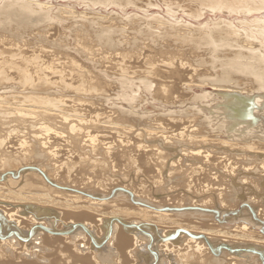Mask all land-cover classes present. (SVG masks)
Returning a JSON list of instances; mask_svg holds the SVG:
<instances>
[{
	"label": "bare ground",
	"instance_id": "1",
	"mask_svg": "<svg viewBox=\"0 0 264 264\" xmlns=\"http://www.w3.org/2000/svg\"><path fill=\"white\" fill-rule=\"evenodd\" d=\"M75 1L93 6L102 5L105 8L107 5L124 9L129 5L131 8H138L135 4L139 6L136 3L138 0ZM195 1L205 2L209 7L207 9L212 11H221L225 5L230 9L225 10L228 14V11L243 9L244 6H249V13L250 7L259 5L263 0ZM179 3L181 2L178 1ZM247 3L248 6L244 5ZM165 4L167 6L168 2ZM52 7L39 0H0V15L9 22L7 28L3 29L4 33L0 30V108H3L4 118L7 119H0V264H12L18 259L31 261L33 256H29L32 255L30 251L29 255L25 253L28 244L24 242L25 245L20 237L30 234V230L33 231L34 228L45 229L48 225L59 233L63 232L64 238L58 237L54 240L66 241L59 259L61 264H145L147 260L152 263L149 260L152 246L144 244L147 240L141 243L145 238L155 241L153 245L156 248V243L161 242L157 251L160 262L157 264H249L248 261L237 260L232 254L230 255L233 258L216 259L212 256L213 248L210 247L216 245V241L225 243L227 238L246 240L245 243L249 240V247H260V243H264V236L254 235L250 228L254 221L247 212L240 218L242 223L235 226L233 231L226 230V226L214 221L215 216L212 213L164 210L166 207L177 210L183 204L176 205L173 202V206L164 205V193L162 197L159 196L160 200L151 203L150 198L146 199L144 187H140L144 193L125 188L128 183L124 178L128 173L126 176L122 174L124 178L120 174L123 168L131 169L137 176L142 174L141 177L147 180L145 184L148 183L157 192L165 189L164 182L167 181V185L171 179L177 181L178 186L174 187L189 188L188 191L196 189V193L193 191L196 194L194 197L198 195L197 191H201L197 196L200 204L188 201L192 207L199 206L198 208L205 211L211 209L217 213L225 212L215 207H218L217 203L232 199H229L230 191L235 188L238 192L237 184L245 189L249 184L253 187V183L262 180L263 177L256 179L255 176L264 172V94L261 95L264 73H260L264 69V49L260 47L264 43V19H261L262 23H255L254 26L260 36L255 41L246 40L247 47L241 45L248 52L242 51L243 49L239 52L235 50L232 57L227 59L233 60L232 70L208 72L209 67L203 65L207 70L203 69L206 72H201L203 60L197 48L202 45H199L201 42L198 40L212 44L216 40L233 41L232 36H236V40L241 39L242 32L231 27L229 23L232 22L223 20L224 26L219 27L218 22L213 24L211 21V28L208 26L204 32V28L200 30L198 27L196 30V26L194 28L190 25L194 29H183L182 32L179 30L182 23H172L165 19L161 25L154 27L145 23L150 21L149 18L144 22L143 16L137 15L140 20H136L133 18L135 14H131L133 25L129 28L126 21L129 22L131 15L126 16L129 17L128 20L119 16L118 22L115 19L118 14L116 17L109 15L111 18L102 14L92 18L88 15L83 17V12L81 17L75 16L78 13L71 7H60L57 11ZM183 8L186 10V7ZM263 10L264 8L259 12ZM199 11L196 12L200 19L204 14L201 13L203 10L200 14ZM242 11L238 13L241 14ZM14 12L25 17L13 20L17 16ZM189 13L188 16H194ZM108 18L112 21L104 22ZM159 18L161 22L164 19L161 16ZM53 20L59 21L56 25H65L67 22V28L74 32L73 47L70 50L69 45L61 46L56 40H49L48 33L50 26H54ZM99 20H104V23ZM152 21L154 23L155 20ZM242 22L239 23L242 26L247 23ZM124 23L128 26H119ZM184 25L187 28V24ZM247 25L252 27L249 23ZM5 31L8 32L7 35ZM128 31L141 36V43L130 38ZM99 40L103 43H97ZM255 42L260 45L259 48H255ZM188 56L194 58L193 63L185 61ZM139 59L146 68L135 69L130 66L131 62ZM140 85L143 88L138 87ZM139 90H143L144 94ZM190 90L202 92L200 95H191L193 100L198 101L195 105L197 112L187 113L183 109L186 112L183 115L181 109H172L179 104L177 101L183 99L181 95H189ZM164 112L167 114L164 115ZM179 113L181 116H178ZM221 135L227 138H222ZM216 145L227 146L229 150L239 152H233L234 155L231 151L226 152L228 149L218 152ZM179 148L181 149L178 150ZM181 150L183 153L179 155ZM174 156H178L177 160L171 158L169 163V157ZM163 158H168L169 164L163 162ZM75 163L79 164L83 173ZM117 171H121L118 174L121 178L113 176ZM107 174L116 179L112 178L114 181H111ZM163 175L166 176L165 179ZM134 179L136 180L135 177ZM138 180L136 181L140 183ZM121 184L125 185L122 187L127 191L126 194L116 192L113 194L114 198H109ZM187 190L185 193L191 192ZM155 192L153 193L156 194ZM232 194L237 195L236 192ZM188 196L190 197L189 194ZM212 198L217 202L208 207V202H214ZM260 199L263 201V198ZM246 200L243 203L250 205ZM134 202L142 205H135ZM233 206L235 209L236 205ZM250 207L255 209L251 205ZM178 218L192 220L193 223H200L202 227L196 228L199 232L194 227H177L176 222L180 221ZM43 220L46 222L43 223ZM166 220L173 221L167 224L174 227H167V230L161 227L164 234L161 237L157 228L158 222ZM208 221H212L210 228L207 227ZM98 227L108 242L102 248L89 246V254H83L84 251L80 249L81 242L86 241V237L91 240L92 237L98 238ZM180 230L194 237L184 233L176 237ZM68 231L72 233H67ZM196 236L203 239L199 241ZM14 238H17L16 241ZM228 242L226 243L230 244ZM238 244L242 243L237 242ZM110 246L115 247V252ZM87 250L88 248L85 251Z\"/></svg>",
	"mask_w": 264,
	"mask_h": 264
},
{
	"label": "rangeland",
	"instance_id": "2",
	"mask_svg": "<svg viewBox=\"0 0 264 264\" xmlns=\"http://www.w3.org/2000/svg\"><path fill=\"white\" fill-rule=\"evenodd\" d=\"M41 3H48L49 4V6H53L52 8H54L55 10L57 9H60V7H61V9H69L70 7L71 8H73L74 10H76L77 11V15H75V16H81L82 17V15L83 14H81V13H83L84 12V16L83 17H86L87 15L89 16V17H91L92 16V18L94 17H98L99 15H103V16H111V17H116L115 15H117L118 17L117 18H115V19H117V21H118V19H119V16L121 17V18H123L124 17V19L125 20H128L129 19V17H130V20H129V22H131V23H129L128 21H126V23H128L129 24V28H132V25H133V20L131 19L132 18V15L131 14H135L134 16H133V18L135 17L136 18V20L137 19H139L138 17H137V15H139V17H142L143 16V19H144V22H145V20H146V18L148 19L149 18V20H147V21H149V22H145L146 24H149L150 26L152 25V26H154V27H156V26H158V25H161V23H163V20H164V22H165V19L166 20H170L172 23H182L183 25L184 24H187V28H185V25L183 26H181V27H179V30H182V32L184 31V30H189V28H191L190 30H192V28H193V26H194V28H195V26L197 27V28H195L196 30L198 29V27L200 28V30H202L203 28H204V30H202L203 32L206 30L207 31V27L208 26H210V28H211V25H212V23L213 24H217V22H218V25H220L219 27H221V25H222V23H224L223 22V20L226 22H232V24L231 23H229V25H231V27H233V28H235V29H239L240 30V33L243 35H239V37H241V39L239 40H236V36H232L233 38H232V40L233 41H231V39H229V40H221V41H217L216 40V42L215 41H213V40H215V39H211L214 43H210L209 44V42H206V41H201V40H198V42L200 41L201 42V44H199V45H202L200 48H197V52H199V55H200V57L202 58H200L201 60H203V64H202V66L203 65H207L206 67L208 68L209 67V69H208V72H214V71H221V70H232V68L231 67H233L234 66V63H233V60H227V59H229V57H232V55L234 54L233 52H235V50L237 51V52H239V51H241L242 49V51H244V52H246L247 50L245 49L246 47H247V43H245V41L246 40H252V41H255V39L258 37V36H260V34L258 33V29L256 28V27H254L255 26V23H262V21L263 20H261V19H264V10L263 11H260L259 12V10L260 9H262V8H264V4H263V1L262 0H260V4L259 5H257V6H255V7H250V9H251V11L249 12L250 13V15H249V13H248V8H249V6H248V3L247 4H244V5H246V6H248V7H246L245 8V6L243 7V9H232L231 11H232V13H231V11H228L229 13H231V14H227V10H230V9H228V7L226 6L225 7V5H223V8H221L220 10L221 11H212V10H210V9H207V8H209L208 6H207V4H205V2H202V3H200L199 1H195V0H178L179 2H181V3H179L178 4V1H176V0H174L176 3H174L173 4V2H171L170 0H148V1H142V0H138V1H136V3H139V6H138V4L136 5L135 4V6H137L138 8H136V7H134V8H131V6L129 5V7H125L126 9H124V8H118V7H115V6H109V5H107V8H105L106 6H102V5H100V6H93V5H91V4H83V3H81L80 1H75V0H39ZM141 1V2H140ZM153 1V2H152ZM169 1L171 2L170 4H169ZM182 1H184V2H182ZM192 1V2H191ZM194 1H195V3H194ZM143 2V3H142ZM147 2H149L148 3V5L146 4ZM165 2L167 3L168 2V4H167V6H166V4H165ZM187 2V3H186ZM156 3V4H155ZM192 3V4H191ZM155 6H154V5ZM177 4V5H176ZM182 4V5H181ZM185 4V6H183ZM263 4V7L261 6ZM141 5H144V7L143 6H141ZM157 5V6H156ZM170 5V6H169ZM198 5V6H197ZM239 5V4H238ZM154 6V7H153ZM189 6V7H188ZM194 6V7H193ZM258 6H260V7H258ZM144 9H143V8ZM145 7H148V8H145ZM153 7V8H152ZM157 7H159V8H157ZM166 7H168L167 9H166ZM173 9H172V8ZM183 7H186V10H185V8H183ZM200 7V8H199ZM49 8V7H48ZM51 8V9H52ZM175 8V9H174ZM190 8V9H189ZM202 8V9H201ZM227 8V9H226ZM255 8H258V9H255V10H257V11H254V9ZM14 9V8H13ZM53 9V11H55ZM121 9V10H120ZM148 10L147 12H145L146 10ZM198 9V10H197ZM203 10V11H201V10ZM205 9V10H204ZM223 9V10H222ZM245 9H247V10H245ZM56 10V11H57ZM125 10V11H124ZM174 10V11H173ZM184 10V11H183ZM201 11V13L202 14H204L203 16H202V18H200L199 19V17L197 16V12L198 11ZM208 10H210V11H208ZM226 10V11H225ZM243 10V11H242ZM143 11V12H142ZM174 13H173V12ZM195 11V12H194ZM197 11V12H196ZM200 11H199V14H200ZM205 11V12H204ZM243 12V13H238V12ZM247 11V12H246ZM254 13H253V12ZM97 12V13H96ZM181 12V13H180ZM190 12V13H189ZM194 12V13H193ZM212 12H214V13H212ZM226 12V13H225ZM246 12V13H245ZM14 13H17V16L15 17V18H13V20H17L18 18H22L23 16L25 17V15H23V14H20L19 12H14ZM63 13V12H62ZM184 13V14H183ZM185 13H186V15H185ZM187 13H189V14H194V16L192 17V15L190 16H188L187 15ZM236 13V14H235ZM246 15H245V14ZM252 13V14H251ZM18 14H19V16H18ZM81 14V15H80ZM86 14V15H85ZM113 14V15H112ZM155 14H156V16H155ZM240 14V15H239ZM248 14V15H247ZM63 16H65L66 17V15L63 13L62 14ZM127 15H131V16H129V17H126ZM154 15V16H153ZM161 16V18L163 17L164 19H162V22L160 21L161 19L159 18V16ZM174 15V16H173ZM109 16V18H111ZM145 16V17H144ZM151 16L153 17V18H151ZM187 16V17H186ZM196 16V17H195ZM126 17V18H125ZM190 17V18H189ZM201 17V16H200ZM244 17V18H243ZM2 18V19H1ZM34 18V17H33ZM109 18L108 19H105V21L104 22H106V20L108 21L109 20ZM120 18V19H121ZM175 18V19H174ZM194 18H196V19H194ZM258 18V20H256ZM74 19V18H73ZM76 19H78V18H75V20ZM97 19V18H96ZM114 19V20H115ZM158 19H159V21H160V24H159V21H158ZM180 19V20H179ZM253 19H255V21L253 20ZM102 20V19H101ZM135 20V19H134ZM135 20V22H138V21H136ZM140 20V19H139ZM152 20H157L156 21V24L154 25V23H155V21H154V23H153V21ZM252 20V21H251ZM4 21V22H3ZM93 21H96L95 19H93ZM100 21V20H99ZM103 21H100L101 23L103 22ZM109 21H112V19L111 20H109ZM211 21H212V23H211ZM238 21V22H237ZM243 21V22H247V23H249L252 27H250L249 25H247V23L244 25V23H243V26H242V24L240 25L239 23H241V22ZM52 22V21H51ZM50 22V23H51ZM53 22H54V26H50L51 27V29L53 28H55L54 30H52L51 31V29L50 28H48V30L50 29V34L48 33V37H50V39L49 40H56V42L59 44V45H61V46H65V45H69V48H68V46H67V48L70 50L72 47H73V33H72V31L69 29V28H67L68 26V24L66 25V23H65V25H60L61 27H59V25H56L55 23L56 22H59V21H57V20H53ZM53 22H52V24H53ZM90 22H92V19H90ZM103 22V23H104ZM114 22V21H113ZM116 22V21H115ZM119 22V21H118ZM151 22H152V24H151ZM216 22V23H215ZM221 24H220V23ZM68 23H70V22H68ZM126 23H124V24H120L119 26H128V24H126ZM139 23V22H138ZM145 23H144V25H145ZM238 23V24H237ZM9 24V22H8V20H6L5 19V17L4 16H2L1 17V15H0V30H2L3 31V29L5 28H7V25ZM10 24H12V23H10ZM15 24V23H14ZM58 24V23H57ZM132 24V25H131ZM206 24V25H205ZM226 24V23H225ZM235 24V25H234ZM254 24V25H253ZM2 25V26H1ZM169 25V24H168ZM188 25H189V27H188ZM190 25H193L192 27L190 26ZM237 25V26H236ZM170 27H171V25H169ZM169 26H167V27H169ZM204 26H206V27H204ZM222 26H224V24L222 25ZM12 27H13V25H12ZM58 27V28H57ZM69 27H70V25H69ZM138 26H136V28H137ZM172 27H173V25H172ZM177 27V28H178ZM183 27V28H182ZM237 27V28H236ZM246 27V28H245ZM254 27V28H253ZM133 28H135V27H133ZM193 28V29H194ZM243 28H244V31L245 32H243ZM250 28V29H249ZM4 29V30H5ZM67 29V30H66ZM71 31V32H69V30ZM72 29H74V28H72ZM154 29H156V28H154ZM184 29V30H183ZM246 29V30H245ZM252 29V30H251ZM61 30V31H60ZM66 30V31H65ZM196 30H194V32L196 31ZM1 31V32H2ZM248 31H249V33H248ZM1 32H0V34H1ZM6 32V35L8 34V32L7 31H5ZM21 32H23V31H21ZM63 32V33H62ZM130 34H132V35H130V34H128L129 35V37L130 38H134L133 40H135L136 42H140L141 43V41L143 40H141L140 38H141V36H139V35H133V33H131L130 31H128ZM193 32V31H192ZM202 32V33H203ZM3 33H4V31H3ZM59 33V34H58ZM247 34V35H246ZM264 35V34H263ZM44 36H47V34H44ZM113 37L114 36H116V35H112ZM133 36V37H132ZM134 36H136V37H134ZM137 36H138V38H137ZM253 36H255V37H253ZM61 37V38H60ZM63 37V38H62ZM140 37V38H139ZM264 37V36H263ZM69 38V39H68ZM136 38V39H135ZM248 38V39H247ZM58 39V40H57ZM48 40V39H47ZM69 40V41H68ZM237 41V42H235V41ZM71 41V42H70ZM211 41V42H212ZM100 43L101 42V40H99V41H97V43ZM204 44H203V43ZM67 43V44H66ZM72 45H71V44ZM101 43H103V41L101 42ZM233 43V44H232ZM232 44V45H231ZM255 48H259V46L260 45H258L256 42H255ZM204 45V46H203ZM246 46V47H243V48H241L242 46ZM72 46V47H71ZM141 46V45H140ZM219 46H220V48H219ZM260 47H263L262 49H264V43H262V46H260ZM210 48V49H209ZM214 48V49H213ZM65 49V48H64ZM205 50V51H204ZM213 50V51H212ZM219 50V51H218ZM202 52V53H201ZM210 52H211V54H210ZM248 52V51H247ZM210 54V55H209ZM202 55V56H201ZM228 55V56H227ZM230 55V56H229ZM193 56V55H192ZM192 56H188L187 58H185L186 60L185 61H188V62H194V58L192 57ZM216 61H215V60ZM212 61V62H211ZM205 62V63H204ZM210 62V63H209ZM233 63V65H232V63ZM215 63V64H214ZM230 63V64H229ZM264 63V62H263ZM217 64V65H216ZM226 64V65H225ZM198 65V64H197ZM210 65H211V67H210ZM220 65H221V67H220ZM232 65V66H231ZM261 66L260 67H263L262 66V64H260ZM130 66L131 67H134L135 69H137L138 67L139 68H146L147 66L146 65H143L142 64V60H137V61H135V62H131V64H130ZM205 66H203V68L201 67V69L203 70V69H205L206 68ZM215 68V69H214ZM264 68V67H263ZM212 69V70H211ZM214 69V70H213ZM163 70H165V69H163ZM201 70V72H206L205 70H207V69H205V70H203L202 71ZM240 70H238V72H239ZM259 71H260V68H259ZM258 72V71H257ZM220 73V72H219ZM244 73H247V71H245ZM248 73H250V72H248ZM260 73H264V69H261V71H260ZM252 77V76H251ZM253 78V77H252ZM263 78H264V75H263ZM208 83V82H207ZM206 83V84H207ZM210 84V83H209ZM138 87H140V88H143L141 85L140 86H138ZM247 87H250V86H247ZM261 87V86H260ZM256 89L258 88V87H255ZM135 89L137 90V87H135ZM262 89H263V91H264V87H262ZM261 88H260V90H262ZM140 91V90H139ZM142 91V94H144L143 93V90H141ZM141 91H140V93H141ZM191 91V93L188 95V93H183L181 96H183V99L182 100H180L179 102L177 101L176 103H179L178 105H180V106H178V105H176L175 106V108L174 107H172V109H177L176 111H179L180 109H181V112H182V114L184 115L186 112L187 113H196L197 112V109H195L196 107H195V105H197L198 104V101H195V99L193 100L192 98V96L191 95H195L196 93L198 94V95H200V94H202V92H196V90H190ZM262 91V94L261 95H263L264 94V92ZM140 93H138V95L137 96H139V94ZM185 94V95H184ZM196 94V95H197ZM142 96H144V95H142ZM189 96V97H188ZM192 97V98H191ZM189 98V99H188ZM173 101H176V100H174V99H172ZM182 101V102H181ZM189 101V102H188ZM190 101H192L191 103H190ZM181 102V103H180ZM188 102V103H187ZM194 102H195V104H194ZM196 102H197V104H196ZM175 103V104H176ZM181 105H183V107L181 106ZM193 105V106H192ZM192 106V107H191ZM177 107V108H176ZM180 107V108H179ZM194 107V108H193ZM179 108V109H178ZM183 109H184V111H186V112H184L183 111ZM186 109V110H185ZM194 109V110H193ZM193 110V111H192ZM190 111V112H189ZM180 112V113H181ZM184 112V113H183ZM157 113H159V111L157 112ZM160 113H162L161 111H160ZM179 113V115L178 116H181V114ZM163 114V113H162ZM167 113H165L164 112V115H166ZM182 115V116H183ZM0 119L1 120H7V119H5L4 118V110H3V108H0ZM221 132V131H220ZM219 132V133H220ZM221 134V133H220ZM223 134H224V132H223ZM222 136V138H227V137H225V135L223 136V135H221ZM219 138H220V135H219ZM252 140H254V139H252ZM229 141V140H228ZM236 142H242V141H238V140H235ZM216 144H218V143H216ZM215 148H216V150L218 151V152H220V151H225L224 149H228V150H226V152L227 151H231V153L233 154V152H234V154L237 152L236 150H229V147H223L222 145H216L215 146ZM181 148H179L178 150H180ZM220 149V150H219ZM222 149V150H221ZM239 152V151H238ZM237 152V153H238ZM183 152H182V150L179 152V155L180 154H182ZM233 154V155H234ZM248 154V153H247ZM251 154V153H250ZM252 155V154H251ZM150 157H152V156H150ZM178 157V156H177ZM177 157L176 156H174V157H169L170 159V161L168 160V158H163V162H166L167 164H169L170 162H171V158L174 160V161H176L177 160ZM153 158V157H152ZM175 158V159H174ZM261 159L263 158V157H260ZM164 159L166 160V161H164ZM260 159V160H261ZM162 160V159H161ZM172 160V161H173ZM167 161H169V163L167 162ZM151 162H152V160H151ZM75 166L80 170V168H79V164H77V163H75ZM154 169H157V167H155ZM128 170V172H126ZM166 170V169H165ZM164 170V171H165ZM131 169H125L124 170V168H123V170H122V173H121V171H120V173H118V171H117V173L116 172H114V177H116V178H121L120 176H122V174H124L125 176H126V174L129 176H127L126 178H127V180H126V178H124L123 176V178H124V180L125 181H127V183H128V185H126L127 187H125V185H123V184H121L118 188H116V190H115V192L114 193H112L110 196H109V198H114V195H115V193L117 192H121V193H124V194H126V192L127 191H124L123 190V187H125V188H127V189H131V191L134 189V191H136V192H140L141 190H140V187L142 188V187H144V189H145V191H146V193H145V195H146V199H148V198H150L149 200H150V202L151 203H153L154 201H157V200H160L161 198L159 197V196H161L162 197V194H163V196L164 197H162V200L163 201H165V204L164 205H172L173 206V204H178V203H180V204H178V205H181V204H183V205H181V207L182 208H177V210H176V208H171V207H166L164 210H166V211H169V210H171V211H174V212H193V211H199V212H202V213H212L213 214V216H215L214 217V221H216V222H218L221 226H226L227 228H226V230H230V231H233L234 229V227L235 226H238L239 224H241L242 223V221H241V219L240 218H243L244 216H245V212H247L249 215H250V218L251 219H253L252 221H254V222H252V225L253 224H255V226L253 227L252 225H250V228H251V230L254 232V235H256V236H260L261 235V237H262V235L264 236V214H263V212H264V197H262L263 195H264V172L262 173H257V175H259V176H255L256 177V179H257V177L259 178V177H263L262 178V180L260 181V182H256V183H253V187H251L250 186V184H249V187L247 188V187H245V189H243L242 188V185H240V184H237V187L239 188V190H238V192H237V190L235 191V188L232 190V191H230V189H229V191H230V198L229 199H231L229 202L228 201H225L224 203H217L218 204V207H215V208H220V209H222V211H224L225 210V212L224 213H219V211H218V213H217V211H215V210H212L211 211V209L210 210H206L205 211V209H200V208H194V207H192L193 205H191V204H189V200H190V203L191 202H194V203H196L197 205L198 204H200V203H198V197L197 196H199L200 195V193H201V191H197V193H198V195L196 196V197H194L196 194V189H190L189 191H191L190 193H185L186 192V190L187 189H189V188H185V189H181L180 188V186L179 187H177L178 185H177V181L176 182H174V180H169V185L167 184H165L166 182H164L163 184V189H164V186H165V189L164 190H161V189H159L158 191H163L162 193L161 192H157V190H152V188H151V185H149L148 183L147 184H145L146 183V181L147 180H145V178H142L141 176H142V174H141V176H137V175H135L134 174V171H132ZM155 171V170H154ZM80 172H82L83 173V171H81L80 170ZM124 172V173H123ZM155 173V172H154ZM117 174V175H116ZM118 174H120V176L118 175ZM131 174V175H130ZM137 174H139V173H137ZM116 175V176H115ZM134 175V176H133ZM140 175V174H139ZM107 176H109V179L111 180L112 178H114V177H112L111 175H109V174H107ZM137 176V177H136ZM133 179H132V178ZM134 177L136 178V180H138V181H140V183L139 182H137L135 179H134ZM138 177H141V178H138ZM106 179H108L107 177H105ZM116 178H114V179H116ZM130 178V179H129ZM163 178L165 179L166 178V176H164L163 175ZM114 179L113 180H111V181H114ZM250 179V178H249ZM130 180V181H129ZM135 180V181H134ZM129 181V182H128ZM165 181V180H164ZM106 182V181H105ZM131 182V183H130ZM135 182V183H134ZM172 182V183H171ZM139 184V185H138ZM143 184V185H142ZM142 185V186H141ZM162 185V184H161ZM174 185H177V186H175L174 187ZM257 185V186H256ZM123 186V187H122ZM169 186V187H168ZM241 186V187H240ZM248 186V185H247ZM108 188H110V186H107ZM173 187V188H172ZM154 188V187H153ZM179 189V191H177L178 189ZM237 188V189H238ZM107 189V188H106ZM248 189H250V190H248ZM258 189V190H257ZM260 189V190H259ZM140 190V191H139ZM152 190V191H151ZM175 190V191H174ZM180 190H182V191H180ZM246 192H245V191ZM107 191V190H106ZM149 191L151 192V193H149ZM154 191H156L155 193L156 194H154L153 192ZM167 191V192H166ZM188 191V190H187ZM188 191V192H189ZM193 191H195V193L193 192ZM244 191V192H243ZM253 191H254V193H253ZM170 192V193H169ZM173 192V193H172ZM175 192V193H174ZM183 194H182V193ZM236 192V194L237 195H233L232 193H235ZM140 193H144V191L142 192H140ZM159 193V194H158ZM165 193H167L168 195L170 194V196H168L167 194H165ZM239 193V194H238ZM241 193V194H240ZM244 193V194H243ZM245 193H246V196H245ZM114 194V195H113ZM139 194V193H138ZM138 194H135L136 196L138 195ZM161 194V195H160ZM182 194V195H181ZM185 194V195H184ZM187 194V195H186ZM188 194L190 195V197L188 196ZM192 194V195H191ZM249 194H250V196H249ZM262 194V195H261ZM157 195V196H156ZM178 195V196H177ZM180 195V196H179ZM238 195H243V198H242V196L239 198L238 197ZM247 195H248V197H247ZM260 195V196H259ZM144 196V195H143ZM186 196H187V198H186ZM245 196V197H244ZM252 196V197H251ZM156 197V198H155ZM236 198V199H234V198ZM173 198H174V200H173ZM184 198H185V200H184ZM188 198H191V199H188ZM194 199V201H192L193 199ZM247 199L246 201H249L250 202V205L253 207V208H255V209H252L251 207H250V205H248V204H244L243 202L245 201V199ZM260 198H263V201L260 199ZM155 199V200H154ZM177 199V200H176ZM196 199V200H195ZM211 199V198H210ZM234 199V200H233ZM238 199V200H237ZM242 199V200H241ZM249 199V200H248ZM182 200V201H181ZM184 200V201H183ZM209 200V199H208ZM212 200H214L213 198H212ZM253 200H258V201H253ZM261 200V201H260ZM153 201V202H152ZM176 201V202H175ZM240 201H242V202H240ZM174 202V203H173ZM217 201H215L214 200V202L212 201V202H208L207 203V206L208 207H212V205L213 204H215ZM235 202H236V204H235ZM254 202H255V205H254ZM262 202V203H261ZM155 203V202H154ZM167 203V204H166ZM173 203V204H172ZM188 203V204H187ZM193 203V204H194ZM237 203H239V204H237ZM243 205H242V204ZM257 203V204H256ZM134 204L135 205H138V204H140V203H136V202H134ZM133 204V205H134ZM232 204V205H231ZM233 204L234 205H236L235 206V209H234V206H233ZM262 204H263V206H262ZM140 205H142V204H140ZM131 206H132V204L130 205V208H131ZM201 206V205H200ZM206 206V207H207ZM127 207H128V205H127ZM233 207V208H232ZM261 207H263V208H261ZM133 208V207H132ZM192 208V209H191ZM230 208H232V209H230ZM173 209V210H172ZM180 209V210H179ZM184 209V210H183ZM242 209H243V212H242ZM257 209H258V211H257ZM259 209H261V210H259ZM204 210V211H203ZM231 210V211H230ZM250 210H251V212H250ZM263 210V211H262ZM210 211V212H209ZM228 211V212H227ZM260 211V213H261V215H262V217H261V215L259 216V214H258V212ZM169 213H171V212H169ZM216 213H217V216H216ZM252 213V214H251ZM215 214V215H214ZM221 214V215H220ZM240 214H242L241 216H240ZM258 215V216H257ZM221 216V217H220ZM240 216V217H239ZM254 218H253V217ZM236 217V218H235ZM239 217V218H238ZM127 218V217H126ZM53 219V218H52ZM178 219H180V218H178ZM236 219H239V220H236ZM261 219H263V220H261ZM128 220H129V218H128ZM7 221H9L8 219H7ZM88 221V220H87ZM43 223H45L46 222V220H43L42 221ZM52 222H54L55 223V221H52ZM194 221H192V220H185V219H180V221H177L176 223L178 224V226L177 227H180V228H183V229H185V228H187V226L188 227H191V228H193L194 227V230L195 231H197V232H199L198 230H196V228H199V227H202L201 226V224L200 223H193ZM211 222L212 221H208V228H210V227H212L211 225H209V224H211ZM258 222V223H257ZM40 223V222H39ZM164 223V224H163ZM166 223V224H165ZM167 223H173V221L172 222H170V221H168V220H166V221H162V222H158V229L160 230V232L162 231L161 230V227H162V229H165L166 228V230H167V227L169 228V229H172L174 226H172L171 224H167ZM260 223V224H259ZM98 224V223H97ZM162 224V225H161ZM52 225H53V223H52ZM161 225V226H160ZM260 225H262L261 227H259ZM12 226H13V224H12ZM34 227H36V226H34ZM33 227V228H34ZM49 227H50V225H48V226H45V229H44V227L41 229V227H37V228H34L33 229V231H31L30 230V234H22L23 236H21L20 238L22 239V242L24 243H26V244H28V245H26L25 243V245H26V248H27V251H25V253L27 252V254L29 255L30 253L32 254V255H29V256H33V258H32V260L31 261H21L20 259H18V261L16 260L14 263H12V264H22V263H26L27 262V264H61L60 262V257H61V255L63 254L61 251H63L62 250V248H63V246L65 245V243L64 242H66V241H62V242H60L58 239H57V241L56 242H54V240H56V238H58V237H63L64 238V236H63V232H58V231H56V230H54V229H52V227H50V229H49ZM165 227V228H164ZM59 228V227H58ZM60 229V228H59ZM98 229H100V227H98L97 228V230ZM35 230V231H34ZM48 231H51V233H49ZM62 231V230H61ZM99 231H101V229L100 230H98L97 232L99 233L98 234V238L97 237H95V238H93L92 237V240L90 239V238H87L86 237V239L88 240V242H87V240L86 241H82L81 242V245H80V249L81 250H83L84 252H83V254H89V252H90V247L89 246H96L97 248L99 247V248H102V247H104L105 245H106V243L108 242L107 240L108 239H106V236H105V234H103V233H101V232H99ZM40 232H41V234H40ZM45 232V233H44ZM196 232V233H197ZM34 233V234H33ZM38 233V234H37ZM43 233H44V235H43ZM57 233V235H55ZM67 233H70V231H68ZM72 233V232H71ZM70 233V234H71ZM182 234V235H184V234H187L188 236H190V237H194V236H192V234H188V233H184V232H182L181 230L176 234V237H179V234ZM184 233V234H183ZM11 234V233H10ZM102 234H103V236H102ZM151 235H153L152 233H150ZM181 234H180V236H181ZM45 235H47L48 236V238L45 236ZM54 235V236H53ZM78 235L79 234H77V237H78ZM163 233L161 232L160 233V236L161 237H163ZM34 236V237H33ZM56 236V237H55ZM186 236V235H185ZM75 237H76V235H75ZM81 237V236H80ZM110 237V236H109ZM199 237H201V236H196V239H198L199 241H201V239H203L202 237L201 238H199ZM27 238V239H26ZM37 238V239H36ZM51 238H53V240H51ZM82 238V237H81ZM100 238V239H99ZM17 239V238H16ZM16 239L14 238V241H16ZM30 239V240H29ZM90 239V240H89ZM97 239V240H96ZM149 239V240H148ZM165 239V238H164ZM106 240V241H105ZM147 240V242H145ZM229 242H228V241ZM18 241H20V239L18 238ZM93 241H95L94 243H93ZM158 241V240H157ZM156 241V242H157ZM159 241H160V239H159ZM226 242H228V243H230V244H227L226 242L224 243V242H222V243H218V241H216L215 242V244L216 245H210V247H211V249H212V256H214V258H218V259H229L230 257H232V255H233V257L235 256L236 258H237V260H242V261H245V262H247V263H257V264H264V243L262 244V243H260V247H249V245L248 244H250L251 242L248 240L246 243L244 242V241H246V240H241V239H233V238H227L226 240H225ZM231 241V242H230ZM91 244H90V243ZM105 242V243H104ZM145 242V243H144ZM152 242V243H151ZM154 242L155 241H151V239L150 238H145V240L143 241V242H141V243H144V244H147V246H152L151 247V258L149 259V260H151V262L152 263H150V261L148 262V260H147V262L145 263V264H157L158 262H160V259L158 258V256H157V254H158V247L161 245V242H159V244L158 243H156L157 245H158V247L156 248L153 244H154ZM237 242L238 243H242V244H238L239 245V247H238V245H237ZM245 243V245H244V243ZM13 244V243H12ZM30 244V245H29ZM104 244V245H103ZM220 244V245H219ZM224 244V245H223ZM52 245V246H51ZM86 245V246H85ZM156 245V246H157ZM226 245V246H225ZM227 245H228V247H227ZM235 246L236 245V247H232V246ZM262 245V246H261ZM223 246V247H222ZM17 247V246H16ZM154 247V248H153ZM216 247V248H215ZM245 247V248H244ZM262 247V248H261ZM23 248V247H22ZM61 248V249H60ZM88 248V252L87 251H85L86 249ZM150 248V247H149ZM18 249V248H17ZM75 249V248H74ZM74 249H72V251H74ZM110 249L113 251V252H115V247L113 248V246L111 247L110 246ZM217 249V250H216ZM236 249V250H235ZM244 249V250H243ZM21 250V249H20ZM20 250H18V251H20ZM26 250V249H25ZM29 251H30V253H29ZM65 252V251H64ZM86 252V253H85ZM245 252V253H244ZM19 253V252H18ZM222 254V255H221ZM224 254V255H223ZM227 254V255H226ZM230 254H232V255H230ZM235 254V255H234ZM237 254H240V255H237ZM261 254V255H260ZM55 255V256H54ZM216 255V256H215ZM246 255V256H245ZM252 255V256H251ZM37 256V257H36ZM222 256V257H221ZM242 256V257H241ZM249 256V257H248ZM55 257V258H54ZM220 257V258H219ZM232 257V258H233ZM244 257H245V259H244ZM255 257H256V259H255ZM37 258V259H36ZM52 258V259H51ZM243 258V259H242ZM248 258V259H247ZM254 258V259H253ZM156 259V260H155ZM58 261V263H57V261ZM254 260V261H253ZM258 260V261H257ZM263 260V261H262ZM34 261V262H33ZM156 261V262H155ZM251 261V262H250ZM257 261V262H256ZM18 262V263H17ZM32 262V263H31ZM55 262V263H54ZM155 262V263H154ZM68 263H71V262H68ZM107 263V262H106ZM77 264V263H76ZM78 264H82V263H78ZM140 264V263H139Z\"/></svg>",
	"mask_w": 264,
	"mask_h": 264
}]
</instances>
